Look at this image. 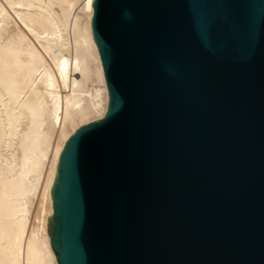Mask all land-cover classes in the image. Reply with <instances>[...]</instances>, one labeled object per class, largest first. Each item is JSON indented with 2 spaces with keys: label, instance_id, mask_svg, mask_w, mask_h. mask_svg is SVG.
I'll list each match as a JSON object with an SVG mask.
<instances>
[{
  "label": "water",
  "instance_id": "obj_1",
  "mask_svg": "<svg viewBox=\"0 0 264 264\" xmlns=\"http://www.w3.org/2000/svg\"><path fill=\"white\" fill-rule=\"evenodd\" d=\"M109 91L50 191L58 264H264V0H94Z\"/></svg>",
  "mask_w": 264,
  "mask_h": 264
},
{
  "label": "bare ground",
  "instance_id": "obj_2",
  "mask_svg": "<svg viewBox=\"0 0 264 264\" xmlns=\"http://www.w3.org/2000/svg\"><path fill=\"white\" fill-rule=\"evenodd\" d=\"M94 0H0V264H58L48 234L59 157L106 117Z\"/></svg>",
  "mask_w": 264,
  "mask_h": 264
}]
</instances>
